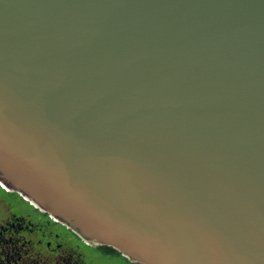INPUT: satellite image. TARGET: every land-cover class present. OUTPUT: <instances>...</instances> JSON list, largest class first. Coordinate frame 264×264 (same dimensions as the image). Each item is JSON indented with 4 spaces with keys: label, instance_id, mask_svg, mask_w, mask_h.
<instances>
[{
    "label": "water",
    "instance_id": "1",
    "mask_svg": "<svg viewBox=\"0 0 264 264\" xmlns=\"http://www.w3.org/2000/svg\"><path fill=\"white\" fill-rule=\"evenodd\" d=\"M0 183L138 264H264V0H0Z\"/></svg>",
    "mask_w": 264,
    "mask_h": 264
},
{
    "label": "flooded vegetation",
    "instance_id": "2",
    "mask_svg": "<svg viewBox=\"0 0 264 264\" xmlns=\"http://www.w3.org/2000/svg\"><path fill=\"white\" fill-rule=\"evenodd\" d=\"M121 256L108 246L86 242L0 183V264H102V258Z\"/></svg>",
    "mask_w": 264,
    "mask_h": 264
},
{
    "label": "rangeland",
    "instance_id": "3",
    "mask_svg": "<svg viewBox=\"0 0 264 264\" xmlns=\"http://www.w3.org/2000/svg\"><path fill=\"white\" fill-rule=\"evenodd\" d=\"M102 264H129V261L121 256L120 258H115L113 259H107V258H102L101 259Z\"/></svg>",
    "mask_w": 264,
    "mask_h": 264
},
{
    "label": "trees",
    "instance_id": "4",
    "mask_svg": "<svg viewBox=\"0 0 264 264\" xmlns=\"http://www.w3.org/2000/svg\"><path fill=\"white\" fill-rule=\"evenodd\" d=\"M111 250H113L114 252H117L118 254H120L118 251H116L115 249H113L112 247H109Z\"/></svg>",
    "mask_w": 264,
    "mask_h": 264
}]
</instances>
